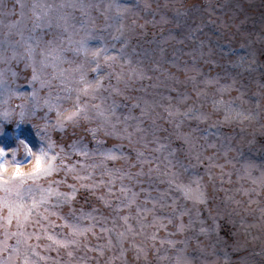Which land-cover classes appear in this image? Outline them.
<instances>
[{
  "label": "clouds",
  "instance_id": "1",
  "mask_svg": "<svg viewBox=\"0 0 264 264\" xmlns=\"http://www.w3.org/2000/svg\"><path fill=\"white\" fill-rule=\"evenodd\" d=\"M0 264H264V0H0Z\"/></svg>",
  "mask_w": 264,
  "mask_h": 264
}]
</instances>
